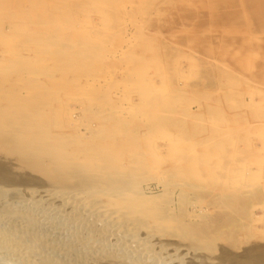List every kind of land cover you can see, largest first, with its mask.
I'll list each match as a JSON object with an SVG mask.
<instances>
[{
    "label": "rangeland",
    "instance_id": "374dc122",
    "mask_svg": "<svg viewBox=\"0 0 264 264\" xmlns=\"http://www.w3.org/2000/svg\"><path fill=\"white\" fill-rule=\"evenodd\" d=\"M32 110L48 123L70 111L82 132L112 117L120 123L103 138L119 156L139 137L137 149L160 164L158 176H138L149 178L140 191L172 223L134 230L138 249L151 244L145 256L122 240L93 242L100 222L48 197L50 182L0 147V213L46 212L33 229L55 230L58 260L73 252L82 259L71 264H105L116 251L136 264H264V0H0V111Z\"/></svg>",
    "mask_w": 264,
    "mask_h": 264
},
{
    "label": "bare ground",
    "instance_id": "6f19581e",
    "mask_svg": "<svg viewBox=\"0 0 264 264\" xmlns=\"http://www.w3.org/2000/svg\"><path fill=\"white\" fill-rule=\"evenodd\" d=\"M149 48H150V46H149ZM16 102H19V101H16ZM90 110H91V108H90ZM32 111L31 112L30 111L15 112L12 114H8V112H2L1 113V111H0V147L3 149H6V151H8L9 153L11 152L10 155L11 154L15 155L17 158L15 156H13V157H15L16 160L20 161V163H22L23 166L31 169L32 171L39 173L38 175L41 174L42 176H40V177H43L44 181H46V179H47L50 182L52 187H51L50 193H48L50 195L47 194L48 197L53 196L54 201H59L60 204L65 205V207L67 205H69L68 209L71 210V212H75V213L78 211H80L81 213L87 212L90 215V218H91V216H94L100 222V226H99L100 228L97 229L98 230L97 233L95 230V233L97 234L98 237L102 236L105 238V240H108V238L109 239L112 238L116 242L118 240L119 241L122 240L125 242L124 245L126 247L134 248L133 253L138 252L139 254L143 255L144 253L142 251H147L148 247L151 244L149 243L150 245L147 248H146L147 244H145V247L143 245V246H141L140 249H138V247H139L138 244H141V243L137 242L134 239L135 238L134 237V230L136 228H140L143 226H144V228H146V227L149 228V226L147 224H149L150 222H153L156 225H160L163 223L169 225L168 223H171V219L169 221L168 219L170 217L167 218L169 215H167V216L165 215L167 212L163 213V211H162L163 207L161 208L160 204L157 205L158 202L156 203V201H155L156 197L154 195L153 196H146L142 193V191H140L139 181L145 182V180H147V179L149 180V178H146L144 180V177H145V176H143L144 172L146 170L150 169V172L154 173L153 170H154L155 166L157 164H159L156 161H155L156 164L155 163L153 164L152 159H151L152 160L151 163L148 162V160H146L145 157H150V156H147V155L145 156V154H147L146 151H148V149L146 147L144 148L143 147L144 145L142 146V144H143L142 141H141V143H142L141 145L139 143V145L142 146V150H140V146H138L139 149H137L138 143H135V142H136V140H140V138L139 137H138L139 139L136 138L137 136L135 134H134L135 137L132 135L133 136L132 140H135L134 138H136V140H135V142H133L131 140V142L128 145L126 143V140L128 139L130 141V139L132 137L127 136L128 137V138L126 137L127 139L123 138V140L125 139V141H124L125 143L123 142L120 147H122V145L125 144V145H127V147H126L127 149L132 148V151H133V148H135L134 146L137 144L136 149H135L136 151L131 152V150H128L125 153H122L123 154L122 156H119L117 151H121L123 149L119 148V150H116L118 148H116V149L113 148V147H117V146H115L114 143H113L114 146H112L111 145L112 141H110L109 139L103 138L104 133H106V132L108 133V131H111L110 129H114L115 123L113 124V121L116 122V120H113L111 116H110L111 118L108 116L111 120L108 119V117L102 118V119L107 118L110 121L111 125L110 124L108 125L109 121L106 122L107 120L105 119L106 121L103 120V123L105 121L107 124L104 123L103 125H101L99 123L100 124L99 128H98V126L94 127V128H92L90 126H85L86 131L82 132L79 130L80 128L78 127V124L74 120H72V113H70L69 110H68L69 112L65 113L64 116H61L59 122H58V119H56V120H53L54 121L53 123H51V122L48 123L49 122L48 119H49V117H51L50 116L51 114L48 115L49 114L48 113L46 115L45 114L41 115V113L39 114L37 112V114H36L35 111H33V112ZM89 112L90 111H88V113ZM141 113H143V112H141ZM160 114H161V112H160ZM140 117H141V115H140ZM73 118H75V117H73ZM194 119H196V118H194ZM117 120H119L118 117H117ZM118 122H116V125H118L117 124ZM58 123H60V124H58ZM192 124H193V122H192ZM115 128H116V126H115ZM118 130L117 131L120 133V129H118ZM123 131H125V130H123ZM117 133L113 134L114 137L116 136V138H117ZM119 133H118V136H119ZM125 133L129 134L127 130L125 131ZM131 134H133V133L131 132ZM109 135H111V134H109ZM113 135H111V136H113ZM123 136L125 137L126 135L123 134ZM142 137H144L143 134H142ZM118 139H120V138H118ZM129 141H127V142H129ZM121 142H122V140H121ZM132 143L134 146L129 147V145L130 144L132 145ZM116 144L119 145V142ZM175 145H177V144H175ZM183 146L187 147L188 145L186 146V144H183ZM143 149H146V150L143 151ZM137 150H140V151H137ZM180 150H181V148H180ZM127 152H129V153L131 152L130 155H127L126 154ZM181 152H182V150H181ZM197 152H199V151H197ZM2 153H4V152H2ZM5 153H7V152H5ZM165 153H166V151H165ZM124 154H126V155H124ZM177 154H178V152H177ZM4 155H6V154H4ZM120 155H121V153H120ZM153 158H154V156H153ZM158 158L159 157H157V159ZM174 159H175V157L173 158V160ZM171 160H172V158H171ZM171 160L169 162H172L171 165L174 166L173 161H171ZM180 160H182V159H179V161ZM158 161H161L160 158ZM179 161H178L179 164L183 163L182 161L181 162H179ZM164 164H165V162H164ZM175 164H177V162ZM179 164H178V166H175V167H179L180 166ZM190 164L192 165V163H190ZM190 164H186V166L188 165L187 167L182 166V169L180 167L179 171H182L185 169L187 170L190 167L189 166ZM153 165H154V168H153ZM161 166H163V165H161ZM165 166H163V167H165ZM157 167L158 166H156V168ZM194 167L192 166L189 170L190 171L192 169L194 170L195 169ZM159 168L160 167H158V170L160 171ZM162 169L164 170L165 168H162ZM174 170H176V169H174ZM167 171L172 173V175L175 174V177L178 175H181L180 173L178 174L177 172L173 173V171H170L168 169H167ZM158 172H156V174L150 173V176L151 175L158 176L157 175ZM141 173L143 174L142 175L143 179L139 180L138 176L139 175L141 176ZM181 173H182V175L180 177L185 175V172H181ZM147 177H149V176H147ZM139 178H142V177H139ZM155 178H156L155 179V182H156L157 177H155ZM152 179L154 181V178H151L150 181H152ZM163 181H162V183H163ZM47 183L48 182L46 181V184ZM157 183H156V186H158ZM169 184H168V186H169ZM174 185H175V183H174ZM160 186H162V185H160ZM175 186H177V185H175ZM47 187H48V184H47ZM170 187H171V185H170ZM146 189H147V186H146ZM47 191H46V193H47ZM163 191H165V189H163ZM147 192H149V190ZM162 192L160 194H162ZM46 193H43L45 195H43V194L42 195L46 197ZM39 194L40 193H38V195ZM160 194H158V196ZM51 199L53 201V198H51ZM2 201H0L1 204H2ZM4 205H5V203H4ZM51 205H53V204H51ZM164 205H166V204H164ZM58 206H60V205H58ZM25 207H27V206H25ZM21 208H22V206H21ZM35 208L37 209V207H35ZM18 210H20L19 206H18ZM21 210H20V212H14V211L7 210L5 207L4 211L2 210L4 215H2L3 213H0L2 215V218H0V258L1 259L6 260V261H11L13 264H71V263H69V261H75L78 259L76 254H73V252H71V256H70V253L66 252L65 255L68 256L69 258L67 257V258H64V260H61V259L58 260L57 256L59 253H57V252L59 250L57 251V249L51 245L53 243V241L56 240L55 239L56 237L54 234L55 230L52 229L48 232L45 231L46 233L45 232L43 233V232L38 231V229L36 231H35V229H33V226L36 224L37 217H39L38 213L39 214H42V213L45 214L46 212L45 213L42 212V209L39 212H37L38 209L37 210L31 209L32 211H30V210H28V208H23ZM48 212L49 211H47V213ZM58 213H57V215H58ZM43 214L41 216H43ZM44 217H45V215L41 218H44ZM56 217H58V216H56ZM40 222H41V220H40ZM46 222H47V220H46ZM87 222H88V220H87ZM43 224H44V222H43ZM55 225H54V227H55ZM94 226H95V223H94ZM173 226H174V224H173ZM79 227H80V224H79ZM172 227H169V228L171 229ZM177 228H178V226H177ZM177 228H175V229L172 228V229H174L176 232ZM49 229H51V228H49ZM69 229H70V227H69ZM71 229H70V231H71ZM158 229H160V228H158ZM79 230H76V231H79ZM147 230H150V229H147ZM147 230L145 232H147ZM81 231H80V233H81ZM87 232H88V230H87ZM93 232H94V230H93ZM140 232H142V231H140ZM149 232H151V231H149ZM82 233H83V231H82ZM168 233H170V232H168ZM151 234H152V232H151ZM140 236H142V235L140 234ZM64 237H65V235H64ZM82 237H83V235H82ZM82 237L81 238H73L69 241L70 243H68V245H69L70 250H71V247L79 248V243L80 244L85 243V242H82V240H83ZM93 237H95V236L93 235ZM102 237H101V239H98V238L93 239L92 238L93 242H95L96 240H98V241L100 240L102 242ZM147 237H149V236H146V239H147ZM161 238H165V235H164V237H161ZM58 239H59V237H58ZM65 239H66V237H65ZM136 239H138V238L136 237ZM93 242H91V244ZM127 242H129L130 245H127L126 244ZM133 243L135 244V247L131 246V245H133ZM62 245H64V244H62ZM97 246H99V245H97ZM85 247L86 246L83 245L80 248L83 249ZM110 247L108 249H110ZM135 250H136V252H135ZM90 252H91V250H90ZM124 252H126V251H124ZM82 255H85V254H82ZM117 255H118V253L116 251H109V253H107L106 259L108 258L110 260V263H114V264H136L135 262H133L134 260H131L127 257L128 255L123 256V258L121 256H119V258H121L123 260L121 261L119 259L120 261L118 262V260H116ZM124 255H126V253ZM148 255H146V256H148ZM90 256H92V255H90ZM100 256H101V254H100ZM144 256H145V254H144ZM150 256H151V254H150ZM78 257H80V256H78ZM96 257H98V256L96 255ZM126 258H128L129 260H126ZM79 259L81 260L82 258H79ZM104 259H105V257H104ZM108 259H107V261L104 260L105 264H108V263H106V262H108ZM83 264H84V262H83ZM102 264H104V263L102 262Z\"/></svg>",
    "mask_w": 264,
    "mask_h": 264
}]
</instances>
